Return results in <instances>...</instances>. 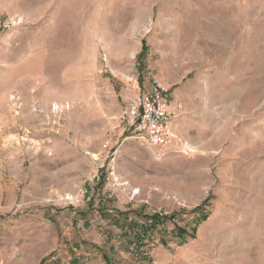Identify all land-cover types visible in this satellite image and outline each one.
<instances>
[{
  "label": "rangeland",
  "instance_id": "obj_1",
  "mask_svg": "<svg viewBox=\"0 0 264 264\" xmlns=\"http://www.w3.org/2000/svg\"><path fill=\"white\" fill-rule=\"evenodd\" d=\"M0 24V264H264V0H0ZM154 81L161 158L124 117Z\"/></svg>",
  "mask_w": 264,
  "mask_h": 264
},
{
  "label": "built area",
  "instance_id": "obj_2",
  "mask_svg": "<svg viewBox=\"0 0 264 264\" xmlns=\"http://www.w3.org/2000/svg\"><path fill=\"white\" fill-rule=\"evenodd\" d=\"M169 101L168 89L158 81H154L147 91L139 92L128 99L124 111L125 124L131 137L142 147L153 150L157 158L163 157L176 139L171 122ZM103 146L107 148L108 143ZM112 160L108 159V162ZM106 168L108 169V166ZM104 171V162H102L85 178L84 182L88 187L82 186V195L93 191L92 185L103 179ZM143 245L138 247L141 248L138 256L150 258L149 251L144 249ZM151 262L154 264L156 261L153 259Z\"/></svg>",
  "mask_w": 264,
  "mask_h": 264
},
{
  "label": "trees",
  "instance_id": "obj_3",
  "mask_svg": "<svg viewBox=\"0 0 264 264\" xmlns=\"http://www.w3.org/2000/svg\"><path fill=\"white\" fill-rule=\"evenodd\" d=\"M207 218V214H201L200 216L195 217V223L198 224L199 222L205 220ZM165 220V217L160 214L156 213H146L145 214V222L142 224H135V239L137 241L138 247L143 245V239L147 237L149 233H151L153 230L156 229L157 225L162 224ZM174 230H176V235L183 237V235L186 233L183 228L175 227Z\"/></svg>",
  "mask_w": 264,
  "mask_h": 264
}]
</instances>
